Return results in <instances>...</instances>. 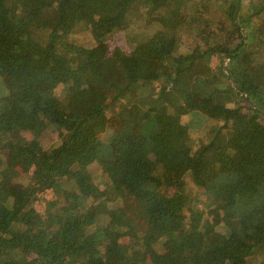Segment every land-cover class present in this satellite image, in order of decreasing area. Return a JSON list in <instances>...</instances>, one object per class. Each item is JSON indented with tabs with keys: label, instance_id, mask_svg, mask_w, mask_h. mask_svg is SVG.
I'll return each instance as SVG.
<instances>
[{
	"label": "trees",
	"instance_id": "1",
	"mask_svg": "<svg viewBox=\"0 0 264 264\" xmlns=\"http://www.w3.org/2000/svg\"><path fill=\"white\" fill-rule=\"evenodd\" d=\"M238 1L0 0V264H264V0Z\"/></svg>",
	"mask_w": 264,
	"mask_h": 264
},
{
	"label": "rangeland",
	"instance_id": "2",
	"mask_svg": "<svg viewBox=\"0 0 264 264\" xmlns=\"http://www.w3.org/2000/svg\"><path fill=\"white\" fill-rule=\"evenodd\" d=\"M187 27V26H186ZM188 28H186L184 34H182V40L180 42V48H179V51H187L190 47V41H189V37H188ZM83 37L82 39V42L85 40V42H87V36H81L80 37V41H81V38ZM227 62V61H226ZM8 80L5 81L3 79H0V94H4L7 92H10L11 88L8 84ZM112 108V107H111ZM118 111V109L116 110H111V114H116ZM110 112V110H109ZM113 135H114V131L112 128H106V131L105 133L103 134V140L105 143H114V141H112L113 139ZM45 144H48V142H44ZM104 166L105 165H100L98 162H95L93 164H90L89 165V170L93 176V183L95 186H100V187H103L105 185H107V176L106 174L104 173ZM21 173V170L19 168L16 169V171L14 172V176H18L19 174ZM187 193H191V194H195L196 191H197V188L192 184V183H188L187 185ZM202 197V196H201ZM200 199V198H199ZM12 201V205L15 206V208L17 207L18 203H15L14 200H10V202ZM203 206V204L200 202L199 203V206ZM14 208V207H13Z\"/></svg>",
	"mask_w": 264,
	"mask_h": 264
},
{
	"label": "water",
	"instance_id": "3",
	"mask_svg": "<svg viewBox=\"0 0 264 264\" xmlns=\"http://www.w3.org/2000/svg\"><path fill=\"white\" fill-rule=\"evenodd\" d=\"M240 5H241V0L238 1V8H237V11L235 13V20L237 19V15H238V11H239ZM226 65H227V63H225V66Z\"/></svg>",
	"mask_w": 264,
	"mask_h": 264
}]
</instances>
